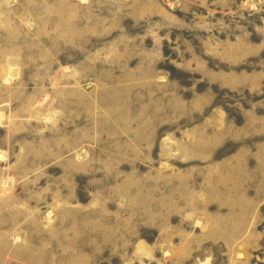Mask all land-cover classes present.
<instances>
[{"label":"rangeland","instance_id":"374dc122","mask_svg":"<svg viewBox=\"0 0 264 264\" xmlns=\"http://www.w3.org/2000/svg\"><path fill=\"white\" fill-rule=\"evenodd\" d=\"M0 264H264V0H0Z\"/></svg>","mask_w":264,"mask_h":264}]
</instances>
